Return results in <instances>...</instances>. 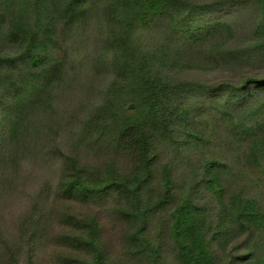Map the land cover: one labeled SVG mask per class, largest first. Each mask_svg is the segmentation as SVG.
<instances>
[{"label": "trees", "instance_id": "1", "mask_svg": "<svg viewBox=\"0 0 264 264\" xmlns=\"http://www.w3.org/2000/svg\"><path fill=\"white\" fill-rule=\"evenodd\" d=\"M87 36L95 50L73 55ZM193 63L234 74L179 77ZM211 135L229 160H199L189 183L171 162L156 167L159 146L200 149ZM41 151L58 168L54 197L71 202L61 264H110L99 218L72 205L113 194L131 264H264V0H0V182ZM35 199L22 220L28 254Z\"/></svg>", "mask_w": 264, "mask_h": 264}, {"label": "rangeland", "instance_id": "2", "mask_svg": "<svg viewBox=\"0 0 264 264\" xmlns=\"http://www.w3.org/2000/svg\"><path fill=\"white\" fill-rule=\"evenodd\" d=\"M80 45H72L70 52H74L73 55H83L90 51H94L93 39L83 37L80 41ZM188 66L183 67V71L179 74V77L191 80H200L210 85H215L222 81H227L233 76L231 70L223 69L221 71H206L200 67L199 64L193 63L189 69ZM134 104H129L126 109L132 110ZM195 114H202L200 110H196ZM207 116H204L206 118ZM207 120H211L207 117ZM208 122L203 123V127L208 132H214L215 126H207ZM217 136H223L222 128L217 127ZM216 135H211L209 143L200 149H181L180 151L174 146H159V155L156 167H159L165 163H172L177 167L178 181H187L189 171H192L199 160L211 158L214 155H218L225 159H230L231 155H227L220 141H215ZM223 138H221L222 140ZM62 147L64 146L66 151V142L60 140ZM201 150V151H200ZM199 151V152H198ZM91 158L103 159L99 155V151L92 150ZM47 153L41 151L37 153L36 159H26L23 163H20L18 169L13 173L14 175L6 182H0V264H14L9 258L8 250L13 251V258L17 264H26L28 255L34 257L36 264H61L59 261L62 256L58 254L56 248L63 245L62 238L64 232L60 228H63L65 224L64 220H58L61 211L66 210L68 207L67 201L64 203L61 199H56L52 193V185L58 180V168L53 166L52 162L45 163L43 160ZM104 160L113 157V154H105ZM116 168L122 173H127L132 164L128 159L124 160L123 157H119L115 153ZM48 161V160H47ZM90 163L93 160L87 159ZM186 188V187H185ZM179 187L176 188L178 190ZM45 190V192H41ZM181 191V190H180ZM35 199L37 204H40L38 214L41 216V223L38 227L37 238L34 239L33 249L31 252H26V244L21 243V239L24 238L22 229L24 228L23 221L26 217L30 201ZM79 208L77 204L72 205L73 210H80L95 214L99 218V221L104 230V237L108 243V252L110 256V264H131L127 260L128 255L122 249L124 245L123 239V226L120 221L115 218V195H110L105 200L100 202H92L87 207ZM163 222L162 218L156 217L153 220L152 230L155 234H160L159 227ZM63 223V225H62ZM35 231V232H36ZM60 234V235H59ZM155 237V234L151 233ZM161 235V234H160ZM122 238V239H121ZM16 248H11V247ZM169 264H172V257L168 256Z\"/></svg>", "mask_w": 264, "mask_h": 264}, {"label": "water", "instance_id": "3", "mask_svg": "<svg viewBox=\"0 0 264 264\" xmlns=\"http://www.w3.org/2000/svg\"><path fill=\"white\" fill-rule=\"evenodd\" d=\"M131 108H133V107L131 106Z\"/></svg>", "mask_w": 264, "mask_h": 264}]
</instances>
